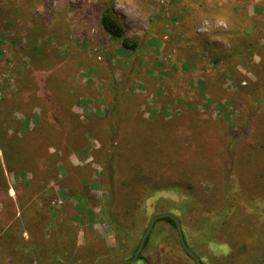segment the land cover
I'll return each instance as SVG.
<instances>
[{
  "label": "rangeland",
  "instance_id": "374dc122",
  "mask_svg": "<svg viewBox=\"0 0 264 264\" xmlns=\"http://www.w3.org/2000/svg\"><path fill=\"white\" fill-rule=\"evenodd\" d=\"M106 9L135 50L101 28ZM108 150L115 163L105 184L138 185L116 193L118 210L144 191L125 234L101 215L111 195L99 188ZM0 184L1 200L14 201L0 211V264H14L24 248L37 256L31 230L51 250L52 214L38 229L34 210L52 206L70 221L80 196L94 220L74 221L78 241L103 247L102 264L111 252L127 258L150 217L166 211L204 264L259 263L264 0H0ZM141 254L146 261L131 264H195L165 220H156Z\"/></svg>",
  "mask_w": 264,
  "mask_h": 264
},
{
  "label": "trees",
  "instance_id": "16d2710c",
  "mask_svg": "<svg viewBox=\"0 0 264 264\" xmlns=\"http://www.w3.org/2000/svg\"><path fill=\"white\" fill-rule=\"evenodd\" d=\"M99 25L101 28L108 33L111 37L120 40L121 42V47L123 49H129V50H135L137 47V41L131 39L130 37L126 36L124 33V28L120 21L113 15V13L106 9L102 11L100 18H99ZM9 115V114H8ZM8 120V119H7ZM6 121V120H5ZM40 126H44L48 128L50 126L52 128V124L48 123L47 121H43L42 117L40 116ZM120 123L110 125L111 127L109 128V136L110 137H115V133L117 134L121 128ZM50 129V128H48ZM58 132V131H57ZM85 140H82L84 143ZM115 141V140H114ZM83 143H80L83 145ZM69 144V143H68ZM56 149H60L59 146H52ZM105 148L109 149V144L107 143ZM81 148V147H80ZM65 149H68V145L65 146ZM112 149V148H111ZM68 151L67 154H69ZM55 156V155H54ZM114 163H115V154L114 152L108 150L106 153L103 154L102 156V162L100 163L102 170H101V178H100V184L99 188L100 189H107L110 190V196L103 202L101 203V215L107 219L110 220L111 225L115 226L116 230L121 234L122 231H124L123 234H125V231L127 228L131 229L134 226V223H136L135 216L137 215V211L140 209V197L144 191L139 193V197L136 198V200L131 203L130 205L126 206L122 211L118 210V207L115 203V196L116 193L122 192V194H125L128 190L130 191H138L137 184H118L120 187H117V184H105L109 183L112 179V176L114 174ZM103 183V184H102ZM113 187V189L111 188ZM116 187V188H115ZM166 187V185L164 186ZM123 188H128V189H123ZM174 189H179L178 186H174ZM132 191V192H133ZM54 200V198H52ZM51 199V200H52ZM80 210H77L76 213L83 215L82 217L78 214L73 215V218L71 217L70 221H63L59 218L58 216V210L56 208H53L52 206H48L46 209L45 206L43 208H38L37 210H34L33 214L38 216V220L33 223V226H38L42 227L41 222L39 221L40 217H44L45 214L50 212L52 214L51 217V224H52V232L55 236L56 239V245L48 251L43 252L40 248L41 242L38 241V238H40V234H36L33 230L29 231L31 235L35 236V243L37 242L38 247L36 249L37 256H36V263L37 264H44L50 260L53 259H59L63 262L70 263V264H92V263H106L104 260L100 261L101 254L99 251L103 247H91L88 246L85 248V246H82L79 241H78V228L76 226V223L74 221H83L87 224V227L89 225H92L93 223V217L91 211L87 208V199L84 197L80 196ZM170 210V209H169ZM167 212V211H166ZM227 212H223L221 208H217L215 210V214L217 215L218 219H223L224 220V215ZM175 214V213H174ZM78 215V217H77ZM87 216V217H85ZM120 216V218L118 217ZM82 218V219H81ZM73 220V221H72ZM158 220H165L168 223H170L174 228V222L172 219L168 217H164ZM181 222V220H180ZM224 222V221H223ZM80 224V223H78ZM214 226V225H213ZM36 229V228H35ZM30 230V229H29ZM37 230V229H36ZM216 226H214V230L211 232V235H214L216 232ZM144 231V230H143ZM215 232V233H214ZM204 233L208 235V231H205L204 228ZM184 239L186 244L190 247L189 243L187 242V235L183 231ZM121 238V236H120ZM149 240V236L147 237L144 247L146 246L147 242ZM89 245V244H88ZM137 244H135L129 254L127 255V258H130L133 255V252L136 248ZM88 248H92V252H90ZM191 248V247H190ZM184 251V250H183ZM185 252V251H184ZM107 253V251H106ZM109 253V252H108ZM112 255L114 259H111L109 262H114L117 261L118 257L120 256V252H114V253H109ZM186 255H188L185 252ZM189 256V255H188ZM190 257V256H189ZM136 261H146V258L140 253L136 259ZM107 262V263H109Z\"/></svg>",
  "mask_w": 264,
  "mask_h": 264
},
{
  "label": "water",
  "instance_id": "95a60500",
  "mask_svg": "<svg viewBox=\"0 0 264 264\" xmlns=\"http://www.w3.org/2000/svg\"><path fill=\"white\" fill-rule=\"evenodd\" d=\"M164 217H168V218L173 220L177 234H178V240H179L180 245L183 248V250L193 259L195 264H204L200 260L199 256L186 244L180 219L176 214H174L172 212H159V213L152 215L148 221V224H147L143 234L141 235V237L138 241V244H137V246L133 252V255L130 258H123V259H120L116 262H112V263H108V264H131L134 261H136L138 255L141 253V251L143 249L144 243H145L147 237L149 236V233H150L154 223L156 222V220L164 218ZM44 264H70V263L63 262L59 259H53V260H50ZM92 264H95V263H92ZM257 264H264V249H263V253H262V258H261L260 262Z\"/></svg>",
  "mask_w": 264,
  "mask_h": 264
},
{
  "label": "crops",
  "instance_id": "0c3cea01",
  "mask_svg": "<svg viewBox=\"0 0 264 264\" xmlns=\"http://www.w3.org/2000/svg\"><path fill=\"white\" fill-rule=\"evenodd\" d=\"M1 185H4V184H0V186ZM4 191H5L4 189L0 188V193H2ZM8 197H9L8 200H1V198H0V206H1L0 211L2 210V208H4V206L6 208L12 206V208H13L14 201L9 195H8ZM0 215H1V212H0ZM12 237L15 238L14 235ZM24 249L17 254L16 261L14 264H37L36 263V257L34 256L33 258H31V256L29 254H27L26 250H24Z\"/></svg>",
  "mask_w": 264,
  "mask_h": 264
}]
</instances>
